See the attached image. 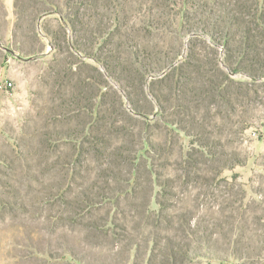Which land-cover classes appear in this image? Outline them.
Masks as SVG:
<instances>
[{
	"label": "rangeland",
	"instance_id": "obj_1",
	"mask_svg": "<svg viewBox=\"0 0 264 264\" xmlns=\"http://www.w3.org/2000/svg\"><path fill=\"white\" fill-rule=\"evenodd\" d=\"M0 264H264V0H0Z\"/></svg>",
	"mask_w": 264,
	"mask_h": 264
}]
</instances>
